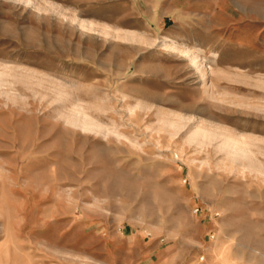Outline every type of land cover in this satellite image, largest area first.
<instances>
[{
  "label": "rangeland",
  "instance_id": "rangeland-1",
  "mask_svg": "<svg viewBox=\"0 0 264 264\" xmlns=\"http://www.w3.org/2000/svg\"><path fill=\"white\" fill-rule=\"evenodd\" d=\"M0 264H264V0H0Z\"/></svg>",
  "mask_w": 264,
  "mask_h": 264
},
{
  "label": "bare ground",
  "instance_id": "bare-ground-1",
  "mask_svg": "<svg viewBox=\"0 0 264 264\" xmlns=\"http://www.w3.org/2000/svg\"><path fill=\"white\" fill-rule=\"evenodd\" d=\"M171 49H172L173 51H177V52H180L181 54H184V52L179 51V50H178L177 48H175V47H171ZM192 62L194 63V62H195V59L192 60Z\"/></svg>",
  "mask_w": 264,
  "mask_h": 264
},
{
  "label": "built area",
  "instance_id": "built-area-1",
  "mask_svg": "<svg viewBox=\"0 0 264 264\" xmlns=\"http://www.w3.org/2000/svg\"><path fill=\"white\" fill-rule=\"evenodd\" d=\"M198 212V209H195V213Z\"/></svg>",
  "mask_w": 264,
  "mask_h": 264
}]
</instances>
